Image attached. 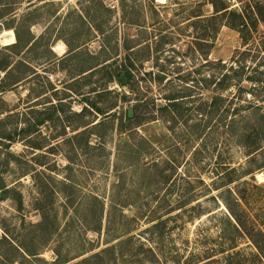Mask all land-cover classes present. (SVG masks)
I'll use <instances>...</instances> for the list:
<instances>
[{"label":"rangeland","instance_id":"obj_1","mask_svg":"<svg viewBox=\"0 0 264 264\" xmlns=\"http://www.w3.org/2000/svg\"><path fill=\"white\" fill-rule=\"evenodd\" d=\"M197 1L0 0V56L13 55L3 41L15 29L16 74L24 66L34 72L0 89V120L7 118L0 134L45 118L50 105L63 110L49 113L29 140L18 133L8 148L0 140V179L12 190L5 198L0 191V264H227L234 252L256 253L247 234L235 233L231 212L249 232L264 233V139L230 140L202 111L211 63H229L247 48L225 26L211 40V7ZM29 36L35 43L23 50ZM253 36L251 46H260L264 28ZM106 60L118 68L130 61L128 87L104 73L81 75ZM258 87L259 97L242 99L257 103L254 118L264 115V75ZM168 95L181 103L178 113L160 110ZM84 97L116 108L102 118ZM84 106L86 120L102 118L103 126L90 132L89 147L84 137L76 149L64 140ZM134 107L135 123L120 130ZM63 127L65 137L53 140ZM16 247L35 255L19 259Z\"/></svg>","mask_w":264,"mask_h":264},{"label":"trees","instance_id":"obj_2","mask_svg":"<svg viewBox=\"0 0 264 264\" xmlns=\"http://www.w3.org/2000/svg\"><path fill=\"white\" fill-rule=\"evenodd\" d=\"M150 1L152 2L153 0ZM196 3L200 7H204L205 5H209L211 7L212 13L206 20L207 28H211L210 31L209 29L207 30L208 34L211 35V40H213V38L217 34L219 27L225 26L231 30L236 31L242 42V47L247 48V50L236 52L237 56L235 55L236 57H232L229 63H222V61L211 63L215 70L214 72H212L206 88L212 87V94L210 97V102L203 105L202 111H207L208 120L214 121V126L216 128L218 126L221 127L222 131L227 133V137L230 140L264 139V115L256 116L254 118V115L258 110V106H256L257 103H255L253 100H242L245 99V96H249L252 99H256L257 97H259V94H257L259 88L258 83L260 82V76L264 75V53L260 52L262 48L264 49V40H261L262 44L260 46H258V44H255V46H251L254 42L253 35L257 34L258 28H264V0H199ZM1 6L2 5H0V7ZM13 32L15 35V42L3 48L6 51H11L13 55L3 54L0 56V73H4L0 82L1 92L13 88L14 86L18 85L34 74V72H32L33 70L28 66H24V71L16 74L17 65H21V62L15 59V56L17 57L21 53L19 51H16L17 46H19L21 43V39L15 29H13ZM98 32L102 36L104 35V33L100 30H98ZM201 37L203 40V37L205 36L203 35ZM34 43L35 41H33L32 37L29 36L23 45V50H29L34 45ZM212 43L210 44L211 47L213 45ZM251 47L254 51H250L251 49L249 48ZM130 50L131 49L125 46L126 52ZM106 62L107 60L102 61L98 65L92 66L87 71L81 73V75L87 73L85 76H83L87 77L104 73L106 76V82H116L120 87H128L133 79L130 72V67L132 66L130 61L127 60V64H124L119 68L116 66V62ZM121 76L125 80V85H123L120 80ZM160 81L161 79H157V82ZM243 83H247L249 86H245ZM102 93L103 92H100L96 95H100L98 97H101ZM223 93H228L229 95L223 96ZM261 93H264V87L261 88ZM123 99L126 100L125 96H123ZM164 99L169 103L168 105H165V107L160 108V110L164 112L170 111V113H178L182 109L181 103L178 104L177 102H175L178 101V98L176 96L168 95ZM83 101L87 103V105H89L90 109H93L95 113L102 118L106 117L105 115L108 112H111L116 108L115 106H113L109 108L108 111H105V109L97 107L96 103H91L90 100L86 97L83 98ZM241 101H244L245 104H240ZM233 102L236 103L234 104ZM50 106V109L46 112L45 118H42L34 122L33 124H31L29 120H23V126L19 128V130L17 127H14L12 130H10V132H3L2 134H0V140L7 141L6 144L4 142H1L4 148H8L9 145L15 142L14 140L16 139V135L18 133L20 135H25V140H29V137L32 134L38 132L37 127L43 125L46 121H48V119H50L49 115L57 116V114L63 112L61 102H59L57 106ZM251 107H254L255 109L251 111ZM29 109L30 110H28V112L30 114H33V110H31L32 108L30 107ZM87 109L88 108H85L84 106L79 111V113L74 114L75 117H78L79 122L74 126H68V130L69 132H71L72 136L64 140L66 142H69L76 149L81 148L80 144L78 143V139L84 137H86V140H84V145L85 147H89L90 142L89 140H87V138H89V136L91 135L90 132L95 128L103 126V121L101 120L102 118L97 123L96 120H86L87 114H89ZM137 109L138 107H134L131 110L133 112V117L131 119L127 117V112L123 115V117L120 118V130L131 126L132 123H135V113ZM242 111L248 112L244 115L242 114ZM2 114L3 112L1 113V115ZM9 115H5L4 118ZM6 119L7 118L1 119L0 125L4 124ZM65 131L66 129L65 127H63L62 133L53 138V140H57L59 137H65V135L67 134V132ZM196 135L200 134L198 133ZM257 147L258 146L256 144L254 150L251 153L256 152L258 150ZM7 155H9V157L13 159L9 160V163L17 162V157H13V155H11L9 152H7ZM29 173H32V171L28 172L27 174ZM7 187L8 186L4 185V183H2V180L0 179V191L1 193H4V198L12 191L9 190L11 188ZM16 194L17 196L13 198V200H15L18 204V207L21 208V195L17 192ZM4 198L2 197V199ZM102 208L103 207L101 204L100 215H102ZM231 217L235 223L233 226L235 233L239 234L243 231L245 234H247V236L250 238V242L256 250V253L252 254L248 259L241 256L238 252H234L227 258V264H232V262H234V258L239 256L244 259L243 262L236 261L234 262V264H264V233H262V231L260 230H256V232H249L244 226L243 222L236 218L232 214V212ZM14 251L19 259H25L24 253H26L25 255L28 256L35 255L31 254V252H26L23 248L20 251V248L16 247L14 248ZM65 263L67 262H60L58 260L54 264Z\"/></svg>","mask_w":264,"mask_h":264},{"label":"bare ground","instance_id":"obj_3","mask_svg":"<svg viewBox=\"0 0 264 264\" xmlns=\"http://www.w3.org/2000/svg\"><path fill=\"white\" fill-rule=\"evenodd\" d=\"M156 2H160L162 0H155ZM8 34V37L3 41L4 43L8 44V45H11L15 42V39H14V36L13 33L11 31H8L7 32ZM4 38V37H3ZM5 45V44H4ZM65 45V44H64ZM56 46V45H55ZM63 45H57L56 47H54L52 50L58 54L62 53L63 52Z\"/></svg>","mask_w":264,"mask_h":264},{"label":"water","instance_id":"obj_4","mask_svg":"<svg viewBox=\"0 0 264 264\" xmlns=\"http://www.w3.org/2000/svg\"><path fill=\"white\" fill-rule=\"evenodd\" d=\"M120 80H121L122 84L125 85V80H124V78H123L122 76L120 77ZM132 116H133V112H132V111H128V112H127V117H128L129 119H131Z\"/></svg>","mask_w":264,"mask_h":264}]
</instances>
